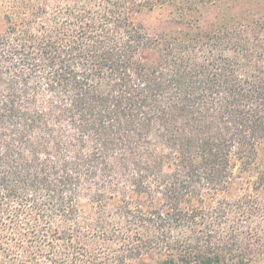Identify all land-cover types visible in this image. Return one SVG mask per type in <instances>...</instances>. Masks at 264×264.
Instances as JSON below:
<instances>
[{
  "label": "trees",
  "instance_id": "16d2710c",
  "mask_svg": "<svg viewBox=\"0 0 264 264\" xmlns=\"http://www.w3.org/2000/svg\"><path fill=\"white\" fill-rule=\"evenodd\" d=\"M0 264H264V0H0Z\"/></svg>",
  "mask_w": 264,
  "mask_h": 264
},
{
  "label": "rangeland",
  "instance_id": "374dc122",
  "mask_svg": "<svg viewBox=\"0 0 264 264\" xmlns=\"http://www.w3.org/2000/svg\"><path fill=\"white\" fill-rule=\"evenodd\" d=\"M150 26L155 32H158L161 30L164 22L159 18L157 14H153L149 20H148Z\"/></svg>",
  "mask_w": 264,
  "mask_h": 264
}]
</instances>
